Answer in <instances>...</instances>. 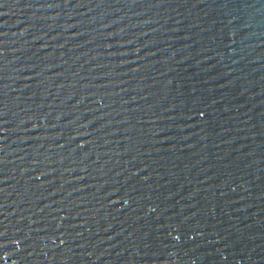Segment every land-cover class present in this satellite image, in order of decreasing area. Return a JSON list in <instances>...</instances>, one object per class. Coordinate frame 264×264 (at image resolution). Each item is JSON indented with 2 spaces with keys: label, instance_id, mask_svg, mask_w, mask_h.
I'll list each match as a JSON object with an SVG mask.
<instances>
[{
  "label": "water",
  "instance_id": "obj_1",
  "mask_svg": "<svg viewBox=\"0 0 264 264\" xmlns=\"http://www.w3.org/2000/svg\"><path fill=\"white\" fill-rule=\"evenodd\" d=\"M0 264H264V0H0Z\"/></svg>",
  "mask_w": 264,
  "mask_h": 264
}]
</instances>
